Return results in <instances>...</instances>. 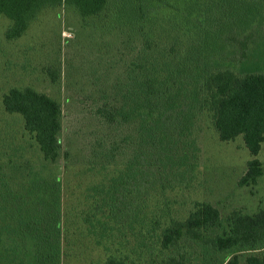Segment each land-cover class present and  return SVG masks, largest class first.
<instances>
[{
  "label": "trees",
  "instance_id": "obj_1",
  "mask_svg": "<svg viewBox=\"0 0 264 264\" xmlns=\"http://www.w3.org/2000/svg\"><path fill=\"white\" fill-rule=\"evenodd\" d=\"M61 7L72 8L81 28L99 36L126 29L115 100L96 113L109 124L133 127L123 148L109 150L129 146L131 152L117 166L102 164L103 180L91 188V215L82 218L98 229L104 264H142L135 242L146 249V264H200L192 256L206 244L227 253L223 264H240V253L244 264H264V204L222 220L212 205L191 200L179 218L168 196L191 182L199 115L220 142L241 138L252 156L240 185L261 175L264 0H0V16L10 24L5 38H20L41 12ZM1 104L21 117L44 161L55 163L61 155L58 101L26 86L10 88ZM209 229L222 233L209 239Z\"/></svg>",
  "mask_w": 264,
  "mask_h": 264
},
{
  "label": "rangeland",
  "instance_id": "obj_2",
  "mask_svg": "<svg viewBox=\"0 0 264 264\" xmlns=\"http://www.w3.org/2000/svg\"><path fill=\"white\" fill-rule=\"evenodd\" d=\"M9 25L0 16V264H104L107 253L98 244V229L82 218L91 215V188L103 180L102 164L117 166L131 152L129 146L114 154L109 150L112 144L123 148L121 140L133 127L109 124L96 113L115 100L126 29L99 36L82 29L68 7L41 12L16 40L5 38ZM26 86L61 106V155L55 163L44 161L21 117L7 114L1 104L10 88ZM194 130L195 170L191 182L168 192L172 214L184 217L191 200L212 205L222 220L237 209L253 214L264 204V142L256 156L261 175L254 184L240 185L252 159L241 138L220 142L200 115ZM221 233L209 229L204 235L213 239ZM132 244L142 253L141 263H148L146 249ZM204 246L192 256L200 264L229 258Z\"/></svg>",
  "mask_w": 264,
  "mask_h": 264
}]
</instances>
